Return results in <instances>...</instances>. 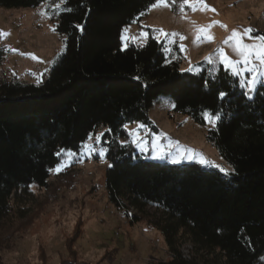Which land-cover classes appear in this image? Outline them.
Wrapping results in <instances>:
<instances>
[{
    "label": "trees",
    "instance_id": "16d2710c",
    "mask_svg": "<svg viewBox=\"0 0 264 264\" xmlns=\"http://www.w3.org/2000/svg\"><path fill=\"white\" fill-rule=\"evenodd\" d=\"M52 1L0 0V8ZM155 3L65 0L54 28L64 52L45 78L38 84L0 78V234L28 216L30 186L46 188L66 154L78 153L90 133L104 129L108 200L117 210H132L131 223L154 210L151 224L170 255L157 264H262L264 84L248 99L220 64L182 71L180 59L167 60L152 34L143 45L122 49L124 28L138 24ZM4 58L0 47V69ZM160 95H167L174 113L200 126L205 112L219 114L207 141L231 167L229 175L193 163L132 158V147L120 143L125 125L154 130L149 112ZM185 244L191 247L187 257Z\"/></svg>",
    "mask_w": 264,
    "mask_h": 264
},
{
    "label": "rangeland",
    "instance_id": "374dc122",
    "mask_svg": "<svg viewBox=\"0 0 264 264\" xmlns=\"http://www.w3.org/2000/svg\"><path fill=\"white\" fill-rule=\"evenodd\" d=\"M58 3L60 0L46 2L33 9L0 8V33H4L0 35V47L5 50L0 78L33 84L45 78L51 65L64 52L63 38L54 31L58 15L55 5ZM180 3L182 0L175 3L168 1L167 7L151 6L138 24L135 22L124 28L121 48L125 49L129 44L143 45L148 34H152L163 44L167 60L180 59L182 71L198 73L206 65L220 64L225 69L220 50L230 60L240 59L233 50V41L224 43L233 30L242 33L251 28L254 30L252 36H264V0H203V3L190 0L183 12ZM201 27L205 31L198 33ZM158 29H163L168 35H160L156 31ZM243 42L259 43L247 37ZM206 58H210L211 63ZM228 71L231 73L230 69ZM248 75L244 73V77ZM233 77L240 86L241 77ZM261 83L264 84V80L258 81L255 89ZM149 118L154 130L144 125L137 128V125H142L139 122L125 128L126 138L120 143L132 147L130 154L134 160L168 165L193 163L202 169L219 171L196 162L202 155L230 171L231 167L216 147L207 141L208 131L214 127L205 118V124L200 126L191 118L174 113L167 95L158 96ZM133 129L136 134L130 136L129 131ZM104 131L98 130L91 140L88 138L85 142L92 144L96 152L89 154L81 147L78 153L66 154L63 162L51 170L46 188L30 186L28 216L0 234V264H60L72 261L157 264L170 258L163 236L151 224L156 216L152 208L141 216V221L131 223L135 214L132 210L120 211L110 204L104 179L108 167L106 151L103 160L99 156V150L106 147L102 138L98 144L95 141V136ZM193 153L196 158L188 159ZM157 155L162 158H154ZM173 159L180 162L173 163ZM61 166L62 170L56 172L55 169ZM190 252V245L182 246L186 257ZM261 262L264 264V256Z\"/></svg>",
    "mask_w": 264,
    "mask_h": 264
},
{
    "label": "snow or ice",
    "instance_id": "6c2138e0",
    "mask_svg": "<svg viewBox=\"0 0 264 264\" xmlns=\"http://www.w3.org/2000/svg\"><path fill=\"white\" fill-rule=\"evenodd\" d=\"M173 3L176 2V0H172ZM199 3H203V0H198ZM65 3V0H60V3L55 5V8L57 10V14L59 13V10L61 8V5ZM190 0H182V3H180L179 7L181 12L184 10L185 5H189ZM158 6H168V0H156V3L152 5L153 8ZM207 8V5L204 6ZM66 11H71V9H64ZM193 10L195 11V7H193ZM214 11V9H213ZM41 15H44L43 12H41ZM143 15V13H141ZM223 27V25H221ZM160 33V35H168L164 32L163 29L156 30ZM198 33H203L205 29L203 27L199 28ZM254 30L251 28L245 29L244 32L238 33L237 31L233 30L231 35L226 38L224 41L225 44H227L229 41H233V50L237 53L238 56H240L239 60H230L227 55L223 52V50H220V59L221 62L224 64V67L226 70H231V75L236 77H241L240 79V87L245 89L244 95L250 97V93L254 91L256 83L258 81L264 80V36H252V32ZM0 35H4V33H0ZM172 35H178L177 33H172ZM244 37H247L248 39H254L258 40V44H247L244 43ZM181 39H184L183 36L180 37ZM197 39H199V36H197ZM211 39V37H209ZM182 50H183V46ZM33 59H36V57L33 56ZM209 63H211L210 58H206ZM254 61H258L259 63L256 64ZM239 65H243V67H240ZM191 70V68L189 69ZM248 73V77H244V73ZM221 98L225 96V93H220ZM205 120L213 127L216 126L217 120L220 119L219 114H209L207 112L204 113ZM143 127V125H137V128ZM125 128H127V125H125ZM136 134V130H130L129 135L134 136ZM104 135L103 132L97 134L95 136V141L98 144L101 140V137ZM92 139V134H89V140ZM135 142V140L133 141ZM64 151V150H62ZM82 151H85L87 153H94L97 151V149L92 145L85 143L82 145ZM106 149H100L99 150V156L100 159L103 160L104 153ZM69 156L73 155V153L68 152ZM154 158H162L159 155L155 156ZM188 159L196 158L195 154L189 155L187 157ZM173 163H179V159H173ZM196 162L200 163L202 166L205 167H215L218 168L219 171L223 172L225 175H229V170L225 169L223 167H220L219 165L212 163L208 161L206 158H204L202 155H200ZM62 167H58L55 169L56 172H59L62 170Z\"/></svg>",
    "mask_w": 264,
    "mask_h": 264
}]
</instances>
